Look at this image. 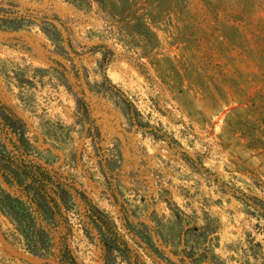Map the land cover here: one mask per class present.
<instances>
[{
    "label": "rangeland",
    "instance_id": "1",
    "mask_svg": "<svg viewBox=\"0 0 264 264\" xmlns=\"http://www.w3.org/2000/svg\"><path fill=\"white\" fill-rule=\"evenodd\" d=\"M0 3V102L113 222L110 264H264V0ZM12 208L0 264H105L76 197L43 255Z\"/></svg>",
    "mask_w": 264,
    "mask_h": 264
},
{
    "label": "trees",
    "instance_id": "2",
    "mask_svg": "<svg viewBox=\"0 0 264 264\" xmlns=\"http://www.w3.org/2000/svg\"><path fill=\"white\" fill-rule=\"evenodd\" d=\"M65 1L76 3L78 0ZM6 15V8L0 3V20L7 19ZM54 20L64 27L58 16L55 15ZM79 106L85 108L83 100H79ZM29 147L25 121L11 107L0 102V178L19 191L18 196L0 192V211L10 215L14 205L19 208L21 213L14 224L29 248L38 255L46 252L50 242L49 227L58 220V215H62L61 207L69 208L76 197L84 208L85 222L97 231L105 264H110L116 252L126 254V243L110 218L83 192L33 162L29 158ZM63 258H67L69 264H77L69 254L65 258L61 253V262Z\"/></svg>",
    "mask_w": 264,
    "mask_h": 264
},
{
    "label": "water",
    "instance_id": "3",
    "mask_svg": "<svg viewBox=\"0 0 264 264\" xmlns=\"http://www.w3.org/2000/svg\"><path fill=\"white\" fill-rule=\"evenodd\" d=\"M0 240L3 241V237L0 235Z\"/></svg>",
    "mask_w": 264,
    "mask_h": 264
}]
</instances>
